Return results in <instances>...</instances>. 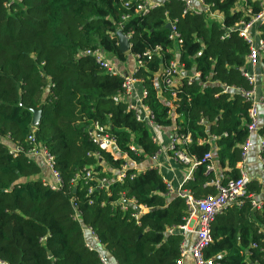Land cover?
<instances>
[{
    "label": "trees",
    "instance_id": "1",
    "mask_svg": "<svg viewBox=\"0 0 264 264\" xmlns=\"http://www.w3.org/2000/svg\"><path fill=\"white\" fill-rule=\"evenodd\" d=\"M204 2L221 16V24L204 12L183 14L182 2L175 0H163L143 17L133 16L137 3L132 0H0V261L101 264L98 251L86 247L84 228H90L114 264L179 263L185 202L169 191L156 168H136L159 147L149 127L137 122L121 100L122 78L100 68L86 52L99 48L124 63L119 35L131 34L130 53L140 63L132 75L146 92L143 104L154 125L175 127L188 137L185 150L197 160L212 150L217 173L206 175L201 164L182 190L197 199L215 195L211 182L239 177L249 103L224 87L249 89L241 76L249 46L237 30L261 6L259 0ZM122 16L130 18L122 22ZM174 21L181 40L177 48L166 28ZM256 28L264 43V24ZM227 31L229 37L221 40ZM149 51L152 56H144ZM172 61L189 75L199 73V79L184 76L178 87H163L160 71ZM262 95L264 102V86ZM37 111L34 137L54 157L62 181L58 190L42 185V168L24 155ZM93 122L105 127L118 156L89 140ZM257 137L264 142V121ZM14 146L22 153L13 156ZM260 157L264 161V148ZM86 171L91 172L87 185ZM101 179L106 188L98 187ZM263 193L264 176L251 180L243 206H230L213 221L205 259L264 264ZM250 196H260L261 210L251 209Z\"/></svg>",
    "mask_w": 264,
    "mask_h": 264
},
{
    "label": "built area",
    "instance_id": "2",
    "mask_svg": "<svg viewBox=\"0 0 264 264\" xmlns=\"http://www.w3.org/2000/svg\"><path fill=\"white\" fill-rule=\"evenodd\" d=\"M135 1L136 7L133 12V16H145L155 9L159 8L163 0H132ZM182 2L183 5V14H198L199 12H204L211 20H216L221 24L222 18L220 15L213 13L209 10V7L205 4L204 0H175ZM243 4H246V0H237ZM261 10L260 12L254 16L248 23H240L237 30V35L246 42L249 46V53L246 58L245 68L241 70V76L246 80L249 85V89L243 88H233L230 89L228 87H224L225 90L234 91L241 98H243L246 102L249 103L248 109V137L241 146V154L240 161L237 164V168L239 170V177L237 179H228L224 184H221L220 180H214L211 182L216 189V194L212 196H207L205 198L197 199L194 198L192 194L188 191L182 190V186L176 190V195L182 198L186 205L187 210V219L184 226L180 227L182 234L191 232L194 234V240L190 245L189 249L183 251L181 249V257L183 254H188L194 264H213L211 260L205 259L204 252L208 248L211 243L210 238V226L213 221L221 216L226 208L233 206L236 208H241L243 206V201L246 199V188L248 183L251 181L250 176L246 172V162L248 158V154L250 150L256 147L261 153L264 148V142L262 139L257 137V132L260 127V112L264 111V102L263 95L257 93V89L255 87L256 77L252 73V70L257 66L259 60L261 59L262 54L264 53V43L258 37L253 35L252 29H254L259 24H264V0L260 1ZM247 13H250L249 10H246ZM130 17L122 16V22H126ZM169 25V39L173 41L174 44H181V40L179 38L178 33L175 30L176 21L168 22ZM128 39V49L130 50L131 44L130 33L124 34ZM229 37L228 31L225 33L221 40H224ZM155 54H158L159 47H155ZM153 52H146L144 56H152ZM86 55L92 56L98 66L109 74L113 76H118L122 78V95L121 100L127 105V110L131 111L134 115V118L137 122H143L151 130L155 125L152 121V115L149 108L143 104V98L146 96V92L141 85V81L137 78H134L133 75H123L118 72L116 68L110 64L106 58L105 53L101 51L99 48L93 51H87ZM135 60L137 57L134 56ZM140 66V63L136 61L135 69ZM263 72H264V64H263ZM188 78V81L198 80L199 73L194 74H186L183 71L182 67L176 62L172 61L169 65L160 71L159 77L161 79V83L165 88H176L179 86L182 77ZM140 86L138 99L135 103L130 102V98L136 93L137 86ZM203 123V120L200 121ZM34 127L31 130V133L28 135L26 142L28 144L27 150L24 152V155L32 161H41V163L46 167L49 172V177H42L41 183L42 185L50 188L51 190H58L62 186V181L59 177V174L54 169V157L49 153L46 147L42 144L37 143L34 137ZM87 136L89 140L96 145L99 149L104 150L109 153H113L115 149L114 140L105 132V127L100 125L97 122H93L90 124L87 129ZM225 136V135H224ZM215 137H210L209 140H214ZM151 141L152 143L157 145V138L154 134L151 133ZM202 141L200 143H204ZM190 143V139L186 136H183L176 132V128L173 127L172 132L170 134V138L168 141V145L166 148L167 153L170 155L171 159L177 164L185 167L187 169V175L184 179V182H187L191 179L192 172L197 168V166L204 164L206 168V175H215L216 169L215 164L213 162L212 152H207L200 160H197L194 156L188 155L186 152V146ZM133 150V148H131ZM22 149L19 147H12L11 154L13 156L16 153H22ZM157 155V154H156ZM156 155L153 157H149L148 159L154 160ZM96 156V155H95ZM262 171L261 175H264V161L259 157ZM137 167V166H136ZM124 175V170L120 175L117 176V180L121 181ZM84 184L87 185L89 181H91V172L86 171L83 176ZM98 187L103 188L107 186V181L104 179L97 180ZM182 183V184H183ZM170 192L171 188L166 183ZM93 188H89L88 192H92ZM264 195V193L262 194ZM250 206L251 209L261 210L263 206V200H261L260 196H250ZM120 205V203H118ZM78 215L76 214L74 219L76 220ZM137 219V216H134ZM85 231H88L91 234V239L93 243H86V247L89 250H97L95 245H98L97 237L92 233L90 228H84ZM264 242V234L263 239ZM253 248H256V245H252ZM264 255V249L260 250ZM98 256L101 264H109L105 256H102L100 252H98ZM264 258V256H263ZM181 263V259L178 264ZM0 264H7L6 262L0 261Z\"/></svg>",
    "mask_w": 264,
    "mask_h": 264
},
{
    "label": "crops",
    "instance_id": "3",
    "mask_svg": "<svg viewBox=\"0 0 264 264\" xmlns=\"http://www.w3.org/2000/svg\"><path fill=\"white\" fill-rule=\"evenodd\" d=\"M259 1H261V0H259ZM209 20H211V19H209ZM256 27L254 29H252V33H253V35L258 36V32H257ZM120 37L126 38L124 34H120L119 39H120ZM126 40H127V44H128V39L126 38ZM174 47L177 48L178 45L174 44ZM124 54L126 56V61L124 63H118L111 56L110 57L113 60H110V63L112 61L111 64L116 68V70L118 72L122 73L123 75H131V74H133V70L135 67L136 60H135L134 56L130 53L129 49H127V51L124 52ZM108 57H109V55H108ZM263 64L264 63L260 59L257 66L252 70V73L256 77L255 87L257 89L258 94L263 93V86H264ZM194 73H196V72H194V71L191 72V74H194ZM158 78H159L158 80H160V77H158ZM159 84H160V82H159ZM140 89L141 88L138 85L136 88L137 94H134L132 96V98H130V102L135 103L137 101V99H138L137 97H138ZM172 116H174V115H172ZM260 116H261L260 121L262 123L264 121L263 112H260ZM33 127H34V129H36L35 125H32V129H33ZM172 129H173L172 127L163 128V127L154 126L150 130V132L152 134H154L157 138V145L159 147V152L157 153L156 158L154 160L147 158L144 163H142L141 165H138L136 168H138V169H141L143 167H154V168H156L158 170V172L161 174L163 181L170 186L171 191H172L171 193H176V190H178L182 186V183L184 182V179L186 178L187 169L185 167L177 164L176 162H174L171 159L170 155L166 151ZM210 151L212 152V150H210ZM113 153L115 154V156H118L116 148L113 150ZM259 157H260V152L256 147H254L250 150V152L248 154L247 162H246L247 174L250 176L252 181L255 180L258 182H260L262 177L264 176V175L263 176L261 175L262 165H261ZM37 162L39 163L40 167L42 168L41 178L42 177H49V172L46 169V167L41 163V161L37 160ZM213 162H214V160H213ZM214 164H215V162H214ZM215 169H216V173H217L218 170H217L216 164H215ZM183 236H184V240H183L181 249L183 251H185V250L189 249L190 245L192 244V242L194 240V234L189 232V233H184ZM84 240L86 241V243H93L92 239H91V234L85 230H84ZM95 247L97 248L98 252H100L102 254V256H105V258L107 259L109 264H114V262L112 263V260L106 256L105 252L103 251V249L100 246L95 245ZM180 264H194V262L192 261V259L190 258V256L188 254H183L181 257V263Z\"/></svg>",
    "mask_w": 264,
    "mask_h": 264
},
{
    "label": "water",
    "instance_id": "4",
    "mask_svg": "<svg viewBox=\"0 0 264 264\" xmlns=\"http://www.w3.org/2000/svg\"><path fill=\"white\" fill-rule=\"evenodd\" d=\"M166 28L169 29V25L167 24L166 25ZM119 49L122 53L126 52L127 49H128V44H127V40L126 38L124 37H120L119 39ZM39 118H40V112L37 111V112H34L33 114V119H32V125H35L37 126L38 124V121H39ZM136 210L137 211H140V208L139 207H136ZM218 259V258H217Z\"/></svg>",
    "mask_w": 264,
    "mask_h": 264
},
{
    "label": "rangeland",
    "instance_id": "5",
    "mask_svg": "<svg viewBox=\"0 0 264 264\" xmlns=\"http://www.w3.org/2000/svg\"><path fill=\"white\" fill-rule=\"evenodd\" d=\"M105 58H106V60H107L109 63H110V60H113L110 56L108 57V55H106V54H105ZM111 63H112V61H111ZM111 63H110V64H111Z\"/></svg>",
    "mask_w": 264,
    "mask_h": 264
}]
</instances>
